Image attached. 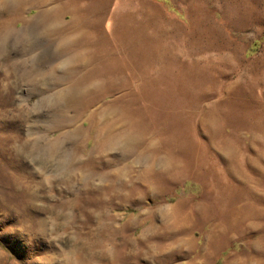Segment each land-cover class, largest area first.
<instances>
[{"label": "rangeland", "instance_id": "obj_1", "mask_svg": "<svg viewBox=\"0 0 264 264\" xmlns=\"http://www.w3.org/2000/svg\"><path fill=\"white\" fill-rule=\"evenodd\" d=\"M34 1L0 0V264H264V0Z\"/></svg>", "mask_w": 264, "mask_h": 264}, {"label": "bare ground", "instance_id": "obj_2", "mask_svg": "<svg viewBox=\"0 0 264 264\" xmlns=\"http://www.w3.org/2000/svg\"><path fill=\"white\" fill-rule=\"evenodd\" d=\"M59 1V0H58ZM29 3V5H27ZM5 4V3H4ZM7 4H13V5H17L18 7H23L24 5H27L25 7V10H27V7H28V10L32 9V8H35L37 9L39 12H45L46 14H48L50 11H51V8L49 9H44L43 8V5L40 3V2H35L34 0H11V2H7ZM6 5V4H5ZM32 5V6H31ZM7 6V5H6ZM11 6V5H10ZM58 8L60 7H56L54 8V10H57ZM27 10V11H28ZM53 10V9H52ZM62 11V10H60ZM67 15H70V17L68 18V21L66 22H63V24H61L60 26L62 27V29L67 32L66 34L70 35L72 33V30H74V32L76 30H78L79 27L82 26L83 22L81 20L82 16H79L78 14H76L75 12H67L66 14H64V18L63 19H66ZM52 17V16H51ZM23 20V19H22ZM23 22V21H22ZM4 23V22H3ZM9 23V22H8ZM12 23V21H11ZM25 23H27V21H25ZM54 23V22H53ZM56 23V21H55ZM58 23V22H57ZM65 23V24H64ZM5 24V23H4ZM10 25H13V24H10ZM9 25V26H10ZM57 25V24H56ZM59 25V24H58ZM7 26V25H6ZM4 27V25H3ZM53 28V27H52ZM51 29V28H50ZM56 29V28H55ZM15 29H13L14 31ZM10 32V30H9ZM13 35V33H12ZM17 35V34H16ZM5 36V35H4ZM10 38V37H9ZM65 39V41L63 40L61 42V39H60V43H59V46L60 44L62 43V45H64L63 43L66 42L68 43V47H69V44L73 45V43H76L75 40L73 39H70V38H63ZM92 38L89 37V40L86 42L87 45H90V46H93V44L95 43V40H91ZM106 39L104 37H101L100 40L98 41L97 43V50L99 51V54L96 52V56H94L92 54L93 52V49H84L81 50H77V52L75 54L72 53V58L73 61L71 60V67L75 64V68L77 67L79 70L81 69V72H83V75L84 76H87V77H92V86H88L87 88V92H92V93H96V90H97V84H100V82L98 81V79L102 80V81H105V76L109 74V72H111V69H112V64H111V60H112V55L110 53V49L108 48V42H107V46H106ZM62 45H61V48H62ZM63 48H66L65 46ZM59 49V48H58ZM130 58H133V56H129L128 54L124 55V61H127L130 59ZM70 60V59H69ZM72 63H74L72 65ZM67 64V63H66ZM70 67V66H68ZM83 70V71H82ZM158 84L157 80L156 81H151L150 83H148V86L149 87H152L151 89L149 90H153L155 88V86ZM103 85H105V83H103ZM85 90V88H84ZM83 91V90H82ZM84 92V91H83ZM86 92V90H85ZM82 93V92H81ZM71 95V94H70ZM85 97V96H84ZM87 97V96H86ZM81 98V96H80ZM68 99V98H67ZM80 100V99H78ZM84 100V99H83ZM66 101V100H65ZM85 101V100H84ZM62 102V101H61ZM71 102V101H70ZM74 102V101H72ZM89 101H86L85 102H79L80 103V106L78 108H76V111H81V110H84V109H88L89 104L90 102L88 103ZM94 102V101H93ZM66 103V102H65ZM93 104V103H92ZM95 104V103H94ZM93 104V105H94ZM64 105V104H63ZM68 105V104H67ZM76 105V104H75ZM65 106V105H64ZM78 106V105H77ZM92 106V105H91ZM59 107V106H58ZM63 108V107H62ZM91 108V107H90ZM89 108V109H90ZM70 109V108H69ZM96 110V109H95ZM94 110V111H95ZM90 111V110H89ZM94 111H90L89 114L87 112V110L85 111L86 112V116L83 119H81V123H80V126L77 125L78 127L75 128L73 130V132L71 133L72 135H70L71 137L73 138H78L80 140H83L85 142V145H87L88 141L91 140V147L94 145L96 148H98L101 152L102 151H106L109 147H111V141L109 140L108 137H110L111 135L110 134H107L106 133V137L103 141L101 140V135H102V132H101V126L99 124V122L96 121V119H98V116H97V112H94ZM81 113V112H80ZM79 113V114H80ZM69 114V113H68ZM75 114V113H74ZM77 112H76V116H77ZM71 115V114H69ZM74 116V115H73ZM72 116V117H73ZM82 116V115H81ZM84 117V116H83ZM80 118V117H79ZM67 119V118H66ZM76 121V120H75ZM74 121V122H75ZM69 124V123H68ZM71 124V123H70ZM65 130V129H64ZM65 134V133H64ZM65 137V135H64ZM68 137V135H67ZM91 137V138H90ZM61 139V138H60ZM59 139V140H60ZM64 139V138H63ZM79 140V141H80ZM63 141V140H62ZM82 142V141H81ZM51 144V143H50ZM72 144V143H71ZM84 144V143H83ZM57 145V144H56ZM64 145V144H63ZM78 145V144H77ZM47 147V146H46ZM45 147V148H46ZM53 147V146H52ZM57 148V146H55ZM84 147V146H83ZM51 148V147H50ZM55 148V149H56ZM85 148V147H84ZM42 149V148H41ZM49 150V148H47ZM54 149V148H51V150ZM60 149V148H59ZM58 150V148H57ZM56 150V151H57ZM54 151V150H53ZM56 151H54L56 153ZM53 153V152H52ZM58 153V152H57ZM47 154V153H46ZM84 173V172H83ZM82 175V174H81ZM90 176V174H88ZM103 177V176H102ZM105 177V176H104ZM117 178V177H116ZM92 179V178H91ZM91 179H89V182L92 181ZM104 179V178H103ZM85 180V179H84ZM103 181V180H102Z\"/></svg>", "mask_w": 264, "mask_h": 264}]
</instances>
